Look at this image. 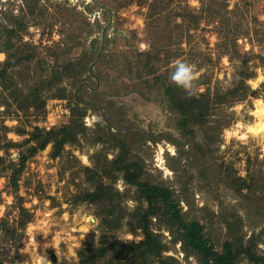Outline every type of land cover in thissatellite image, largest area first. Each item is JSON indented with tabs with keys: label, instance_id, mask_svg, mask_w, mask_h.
I'll return each instance as SVG.
<instances>
[{
	"label": "rangeland",
	"instance_id": "rangeland-1",
	"mask_svg": "<svg viewBox=\"0 0 264 264\" xmlns=\"http://www.w3.org/2000/svg\"><path fill=\"white\" fill-rule=\"evenodd\" d=\"M9 35L18 61L0 83L2 264H212L161 209L148 218L158 256L87 262L143 239L147 203L124 178L129 163L235 264H264V0H0L1 45ZM177 60L195 67L191 89L170 80ZM185 93L207 111L184 122L174 100ZM70 122L57 154L48 143L21 161L35 126Z\"/></svg>",
	"mask_w": 264,
	"mask_h": 264
},
{
	"label": "trees",
	"instance_id": "trees-1",
	"mask_svg": "<svg viewBox=\"0 0 264 264\" xmlns=\"http://www.w3.org/2000/svg\"><path fill=\"white\" fill-rule=\"evenodd\" d=\"M13 30H11L12 32ZM10 35L7 37L5 42L1 46H5L0 49L5 52L6 59L3 61L0 67V83L4 84L5 78L7 75V71L9 67H13L18 58H16V52L8 54L7 53V42L9 41ZM4 41V40H3ZM6 43V44H4ZM249 60L247 57L243 59L242 65L245 67H250L247 65ZM148 64V63H147ZM243 68V67H242ZM240 77L237 81V85L234 87V90L231 91V94L237 98V96L243 93V86L245 84L246 78L251 76V71H239ZM243 74V75H242ZM59 77H53V79L57 80ZM250 91L251 93H255V90L249 89L247 85V89H244V92ZM204 99H196L195 97H191L188 93H185L183 97H176L174 100L176 108L182 113L187 115V118L183 119L185 122L188 118L191 117L193 111H200L204 114V111H207L206 104L203 102ZM73 122H70L67 125H64L60 130L55 129H43L41 127L35 126L33 131L28 133V137L24 140V142L30 143L27 147L26 151L20 155L21 161H24L28 156L34 154L38 149H43L48 143L53 144V148L55 150V154H57L65 142L72 140L74 136V129H72ZM7 128V127H6ZM21 130V129H20ZM132 164L124 165L125 175L124 178L128 183L137 185L142 198L147 203V208L142 215V221L139 223L142 228L143 239L138 242H133L129 244L117 243L109 244L103 246L98 249L97 255H91L87 257V262L93 263L95 260L106 257L108 254L113 256H118L119 254H124L128 252H136L139 251L138 254L144 256L145 254L159 255L162 250V243L158 239V234L153 231V229L149 225L148 218L150 215L157 213L160 209L161 212L164 213L174 223L178 225L179 228L182 229L183 240L194 249H196L203 257L208 260H211L212 264H235L236 252H233L231 248L227 247L224 251H219L214 248L213 243L210 238L204 235L202 231V224L198 221H185L181 218L179 211L176 208V203L170 197L168 190L164 187H159L156 184H150L147 181H143L139 179V175L137 173L131 174L130 167ZM15 175V174H14ZM16 178L13 177V181ZM107 188V187H103ZM98 193H93L91 196L96 197ZM118 247H121V250L118 251ZM116 251V252H115ZM0 264H2L0 262Z\"/></svg>",
	"mask_w": 264,
	"mask_h": 264
},
{
	"label": "clouds",
	"instance_id": "clouds-1",
	"mask_svg": "<svg viewBox=\"0 0 264 264\" xmlns=\"http://www.w3.org/2000/svg\"><path fill=\"white\" fill-rule=\"evenodd\" d=\"M195 79L196 70L194 65L183 60H177L175 62L174 71L170 74V80L172 83L184 89H191Z\"/></svg>",
	"mask_w": 264,
	"mask_h": 264
},
{
	"label": "bare ground",
	"instance_id": "bare-ground-1",
	"mask_svg": "<svg viewBox=\"0 0 264 264\" xmlns=\"http://www.w3.org/2000/svg\"><path fill=\"white\" fill-rule=\"evenodd\" d=\"M260 111H263V112H264V106H263L261 109L258 110V112H260ZM263 112H262V113H263ZM263 115H264V114H263ZM255 132H256V131H255Z\"/></svg>",
	"mask_w": 264,
	"mask_h": 264
},
{
	"label": "water",
	"instance_id": "water-1",
	"mask_svg": "<svg viewBox=\"0 0 264 264\" xmlns=\"http://www.w3.org/2000/svg\"><path fill=\"white\" fill-rule=\"evenodd\" d=\"M51 259L54 261L56 260V256L55 255H52Z\"/></svg>",
	"mask_w": 264,
	"mask_h": 264
}]
</instances>
